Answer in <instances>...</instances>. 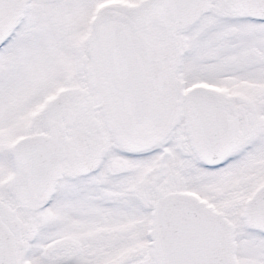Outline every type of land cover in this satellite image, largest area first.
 Segmentation results:
<instances>
[{
	"label": "snow or ice",
	"instance_id": "6c2138e0",
	"mask_svg": "<svg viewBox=\"0 0 264 264\" xmlns=\"http://www.w3.org/2000/svg\"><path fill=\"white\" fill-rule=\"evenodd\" d=\"M0 264H264V0H0Z\"/></svg>",
	"mask_w": 264,
	"mask_h": 264
}]
</instances>
